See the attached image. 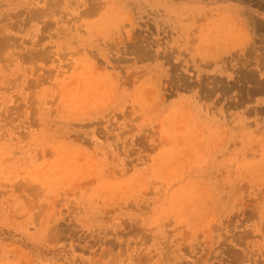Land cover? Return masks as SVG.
<instances>
[{"label":"rangeland","instance_id":"1","mask_svg":"<svg viewBox=\"0 0 264 264\" xmlns=\"http://www.w3.org/2000/svg\"><path fill=\"white\" fill-rule=\"evenodd\" d=\"M0 264H264V0H0Z\"/></svg>","mask_w":264,"mask_h":264}]
</instances>
